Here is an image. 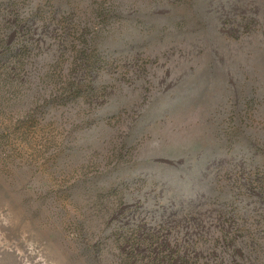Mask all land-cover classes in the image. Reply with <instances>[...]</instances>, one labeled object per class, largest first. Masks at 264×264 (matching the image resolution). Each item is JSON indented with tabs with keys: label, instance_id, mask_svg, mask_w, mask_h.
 <instances>
[{
	"label": "rangeland",
	"instance_id": "1",
	"mask_svg": "<svg viewBox=\"0 0 264 264\" xmlns=\"http://www.w3.org/2000/svg\"><path fill=\"white\" fill-rule=\"evenodd\" d=\"M0 52V264H264V0H0Z\"/></svg>",
	"mask_w": 264,
	"mask_h": 264
},
{
	"label": "trees",
	"instance_id": "2",
	"mask_svg": "<svg viewBox=\"0 0 264 264\" xmlns=\"http://www.w3.org/2000/svg\"><path fill=\"white\" fill-rule=\"evenodd\" d=\"M11 53H12V52H11ZM11 53H10V52H6V53H4V52H0V60L4 61L5 58H8V56L11 55ZM16 64L18 65V64H20V62L17 61ZM14 66H15V65H14Z\"/></svg>",
	"mask_w": 264,
	"mask_h": 264
}]
</instances>
